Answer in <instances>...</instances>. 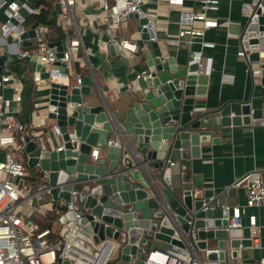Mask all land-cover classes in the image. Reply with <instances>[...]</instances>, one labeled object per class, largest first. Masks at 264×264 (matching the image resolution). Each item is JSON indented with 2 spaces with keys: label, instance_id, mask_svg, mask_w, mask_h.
<instances>
[{
  "label": "water",
  "instance_id": "95a60500",
  "mask_svg": "<svg viewBox=\"0 0 264 264\" xmlns=\"http://www.w3.org/2000/svg\"><path fill=\"white\" fill-rule=\"evenodd\" d=\"M132 15L140 37L148 41L143 51L145 75L129 80L126 97L114 110L103 102L98 92L90 95L92 82L88 74L81 75L76 85L68 78L62 83L48 82L39 108L58 126L61 139L65 140L66 131L73 129L79 140L77 151L70 150L66 140L61 148L54 149L56 143L48 131L50 143L43 148L25 137V164L36 166L37 173L46 171L51 199L65 202L69 200V191H75V201L86 207L75 221L93 241H115L119 230L123 232V240L113 246L117 250L115 264H133L141 255L145 236L149 237V248L153 247V241L182 245L171 233L174 230L184 234L188 228L195 232L197 249L207 246L206 238H215L218 251L204 254L206 259L219 260L222 264H253L251 258L239 263L233 261L236 249L250 244L243 229H224L225 211L219 205L201 208L211 194L209 189L194 193L183 187L179 178L169 184L167 160H175L177 164L188 156H197L199 141L210 138L205 130L264 123V101L258 107H251L246 101L227 99L205 110L194 96L203 93L207 75L195 71L194 62H175L166 49H161L154 39H148V31L141 25L146 23L145 17ZM125 17L127 14L120 19ZM257 20L263 22L264 16L258 15ZM34 25L35 21L18 36L0 34V70L17 59L33 60L34 67H39L35 55H21L17 48L19 39L24 44L27 36H33ZM244 28L241 43L253 48L257 39L245 37L253 35L255 24L247 23ZM257 29L258 35L264 34V27ZM9 42L14 43V49L6 47ZM53 42L58 44L62 40ZM107 48L110 54L120 50L117 42L108 44ZM246 57L253 62L257 52L250 50ZM40 76L45 77V71ZM258 80L264 85V64H260ZM215 138L211 137L210 141H216ZM91 147L98 151L94 159L89 156ZM146 163H149L148 172H143ZM226 212L230 214L231 209ZM62 218L72 219L71 212L65 211L59 216ZM226 247L232 261L224 260Z\"/></svg>",
  "mask_w": 264,
  "mask_h": 264
},
{
  "label": "built area",
  "instance_id": "2783aa9c",
  "mask_svg": "<svg viewBox=\"0 0 264 264\" xmlns=\"http://www.w3.org/2000/svg\"><path fill=\"white\" fill-rule=\"evenodd\" d=\"M148 1L153 6L143 8V3ZM160 1L177 10V28L173 34L164 37V42L176 44L185 37L188 41L197 43V47H191L186 63H196L195 71L208 75L211 57L203 54L201 49L211 47L213 42L203 38V33L209 27H216L218 24H227L228 22L226 18L219 21L213 14H209L218 8V0H194L197 4L196 9L184 5V0H98L99 11L86 15L85 19L79 18L81 22L77 20L76 23L71 8L79 9L78 0H51L58 6V24L64 31L65 37L58 44H49L48 39L44 36L46 27L39 23L34 25L32 28L34 48L18 50L21 55L30 56L33 54L37 57L39 67L30 71V80L36 87L42 80H45L46 86L50 81L62 83L67 80L69 65L72 64L73 56L81 44L79 25L91 26L94 24L95 26L97 23L101 25V31L105 35L102 42L104 45L117 42L119 52L123 54L133 52L136 47L134 42L119 36L116 40L113 39V36L116 35L114 29L118 21L121 20L120 16L126 14L127 16L128 14L144 16L146 23L141 25L145 26L148 31L153 27L156 5ZM239 9L245 14L242 30L237 36L239 48L236 49L235 54L245 59L249 74L251 77H255L259 74L260 64H264V34H257V27H264V21L258 22L257 20L258 15L264 16V0L243 1L240 3ZM21 10L31 13L35 12L36 8L28 5L25 0H0V12L4 16L0 21L2 36L8 34L18 36L23 30L21 23L24 16L21 14ZM250 22L255 24L253 35L245 38L254 37L257 39L253 48L243 46L241 43L243 39L241 35L246 32L244 27ZM69 26H72L70 30ZM153 38L148 35V39ZM57 45L59 46L58 50L55 49ZM250 50L257 52L253 65L246 57ZM42 70L46 73L45 77L40 76ZM24 73L23 71L19 73L0 72V85L7 86L10 91L9 96L6 97L0 94V264H64V260L66 264H105V257L113 246H116V242L109 241V239L95 242L89 234L81 230L75 220L83 215L86 207L75 201L73 189L69 191V200L61 203V210H57L55 205L52 208L59 216L63 215L65 211H70L72 219H58L55 229L38 226L35 221L30 219L32 208L27 205L33 199L38 201L42 191L48 192L46 171H40L36 179H28L29 174L25 171L20 159L11 157L5 150L7 147H11L13 150L24 153L25 156L23 150L25 137L39 148L45 146V143L40 139V134L35 130L36 127L45 125L44 117L38 116L34 120L29 119L26 123L20 122L15 117H8L11 114L14 116V113L21 109L22 80L27 77ZM145 73L144 68L134 70L131 80L145 75ZM80 76L76 71L73 72L72 82L74 85L79 83ZM48 131L51 132L55 140L54 149L61 148L62 143L66 140L70 144L69 149L77 151L79 140L73 129L66 131V139L63 140L60 138L58 126L53 122L45 131L49 144ZM55 137H58V140ZM96 153L97 148L91 147L89 156L94 159ZM71 157L75 158L73 155ZM230 185L242 187L244 199L239 204L224 202L219 204L225 211L223 215L226 221L224 229L241 228L240 215L245 212L246 207H264V165L243 172L233 179ZM208 201L202 202V209L206 206H213L210 203V198ZM228 208L231 209L230 214L226 212ZM92 216L94 217V215ZM246 219L247 237L251 243L256 244L258 227L255 216L253 213H248ZM187 223H190V220H187ZM171 235L180 239L182 245L161 242L159 246L148 248L140 258L139 264H204L200 255L210 251L216 254L218 251L217 247L195 248L194 243L197 237L192 228H188L184 234L173 230ZM123 236V232L119 230L118 239L120 241L123 240ZM105 244L108 246L107 251H104ZM252 263L264 264V256H258L252 260Z\"/></svg>",
  "mask_w": 264,
  "mask_h": 264
},
{
  "label": "crops",
  "instance_id": "0c3cea01",
  "mask_svg": "<svg viewBox=\"0 0 264 264\" xmlns=\"http://www.w3.org/2000/svg\"><path fill=\"white\" fill-rule=\"evenodd\" d=\"M28 5L36 8L31 4L32 0H25ZM218 8L216 11L209 12L213 14L219 21L227 19V24H218L216 27H209L205 29L203 38L213 42L211 47H203L201 50L203 54L211 57L210 69L207 75L205 85H203V93L197 94L194 97L198 100L199 105L207 110L219 104L223 100L233 99L238 101H246L251 107H258L264 98L262 96L261 88L264 86L259 83L258 76L251 77L248 71V64L245 59L235 54L236 49L239 48L237 36L242 30L244 22V14L239 9V5L247 0H218ZM79 9L71 8L73 19L75 23L79 18L85 19L86 15L99 11L98 0H78ZM184 5L191 6L193 9L197 8L196 1L184 0ZM153 4L148 1L143 3V8L151 7ZM58 6L51 2L49 10V24H43L45 28L44 36L49 42L59 41L65 37L64 31L60 28L57 18ZM21 14L25 16L24 10ZM3 14L0 12V21L3 20ZM126 18H135L133 15ZM177 10L175 7L166 5L160 1L156 5V15L153 27L148 29V35L153 36L157 45L161 49H166V54L173 56L175 62L181 63L186 61L191 47H197L194 41H188L185 37L179 40L176 44H167L164 42V37L173 34L177 28L176 23ZM81 22V21H80ZM32 23V22H31ZM23 29H27L29 25L21 23ZM61 30H59L58 29ZM72 26H69L70 30ZM81 44L79 45L76 54L72 60V76L76 71L79 75L88 74L91 82L94 85L96 92L99 93L103 102L111 109H118L122 100L126 97L128 82L132 77L134 70L143 68V51L147 49L148 41L142 39L139 34V26L137 30L129 32L128 39L135 43V50L133 52H117L110 54L108 48L104 43V33L101 31V25L95 23L91 26H80ZM94 28V29H93ZM121 28H115L114 34L121 38ZM127 39V38H126ZM24 44L22 40H18V50L34 48V39L26 37ZM8 49H14V43L6 44ZM25 62V60H22ZM31 61L33 68L34 61ZM26 61V62H28ZM82 63V69L79 63ZM31 69V70H32ZM30 70V71H31ZM19 73L22 70L12 71L2 67L0 72ZM24 72V71H23ZM28 78L29 73H24ZM32 92V111L29 119H36L38 116L45 118V125H40L35 128L36 132L40 134L41 141L48 145L45 131L53 123V119L45 116V110L39 108L43 103L46 83L45 80L40 81L39 86H34ZM0 94L9 96L10 91L7 86L0 85ZM94 96V95H92ZM94 101L96 100L95 97ZM14 117L13 114L8 116ZM208 137H217L216 141H210V138L205 141H199V151L197 156H188L184 160H179L176 164L175 160H167L169 171L167 172V182L170 184L176 183L179 178L183 187L190 189L192 192L201 194L202 189H209L211 194V204L228 203L239 204L243 202L244 191L240 186H231L233 179L241 175L243 172L264 165V123L238 124L217 126L209 130ZM58 140V137H55ZM98 156V151L96 153ZM133 162V161H132ZM145 167V168H144ZM149 163L142 166L143 172H148ZM29 175L30 173L25 170ZM136 172H139L138 170ZM146 174V173H145ZM140 177L143 176L140 174ZM61 203L55 204L57 210H61ZM53 205L49 209L44 204H37L33 209L35 211L34 221L38 226H48L51 228L53 220L58 224L59 214L54 211ZM253 213L255 222L258 227V235L256 237V244L251 243L249 246L238 247L236 250V258L233 261H241L244 258H251L255 260L258 256H264V207L251 206L246 207L245 212L240 215L241 228L246 231V215ZM41 216H46V220H42ZM52 229V228H51ZM206 241V240H205ZM160 241H153V246H159ZM164 245V244H163ZM107 244L104 245V251H107ZM206 247H216L215 244ZM225 249L227 257H225ZM224 249V260L232 261L230 258V250L228 247ZM247 250V253H242L238 256V251ZM114 250L112 248L105 261H107L110 253ZM203 257L200 259L204 264H215L221 262L219 260L206 261Z\"/></svg>",
  "mask_w": 264,
  "mask_h": 264
},
{
  "label": "rangeland",
  "instance_id": "374dc122",
  "mask_svg": "<svg viewBox=\"0 0 264 264\" xmlns=\"http://www.w3.org/2000/svg\"><path fill=\"white\" fill-rule=\"evenodd\" d=\"M241 14H245L244 12H242ZM137 22H136V19L135 18H132V19H129V18H124V19H121L118 21L117 23V28H121L122 29V35L125 36V38L130 39L129 37V32L132 31V30H137ZM23 59H17V60H14L10 63H8L5 68L9 69V70H12V71H18V70H22L24 71L25 73H29L30 70L32 69L33 65L31 63V61L29 62H23L22 61ZM252 65H253V62H251ZM250 63V64H251ZM79 66L80 68L82 69V63L80 62L79 63ZM72 74V67L71 65H69V68H68V81L71 82L72 81V78H71V75ZM257 77V76H255ZM94 92H96V89L94 87V85L91 83L90 84V95H94ZM48 144V143H47ZM7 152H9V154L11 155V157L13 158H16V159H20L23 167L25 170H27L30 175L32 176V179H33V176L37 175V172H38V169L36 166H27L25 164V156H24V153H20L19 151L17 150H13V148L11 147H7L5 149ZM57 202H62L60 199L58 198H55V199H51V196L48 192H44L42 191L41 194H40V199L38 201H35V199H33L29 205L27 206H30L32 208V214L30 216V219L34 221L35 219V211L33 210L37 204H44L45 206H47L49 209L51 208L52 205H55L57 204ZM42 220H46V216H41ZM36 220V219H35ZM51 228L52 229H55L57 227V223L55 220H53L51 223ZM243 234H246V231L243 230ZM145 242L141 245L142 247V251L141 252V255L140 257L138 256V258H136L134 260V263L133 264H139L140 263V258L142 257V255H144L145 251L149 248V245H150V242H149V237L148 236H145ZM205 243L206 245L208 246H211V245H214L215 244V238L213 237H209V238H206L205 239ZM115 242H117L118 244H120L119 242V239L117 238L115 240ZM242 253H247V250H242L240 249L238 251V256L242 255ZM116 255H117V250H113L111 253H110V256L108 257L107 261L105 264H115V261H116ZM200 257L202 258L203 256L200 255ZM225 257H227V253H226V249H225ZM215 264H222V262H216Z\"/></svg>",
  "mask_w": 264,
  "mask_h": 264
},
{
  "label": "trees",
  "instance_id": "16d2710c",
  "mask_svg": "<svg viewBox=\"0 0 264 264\" xmlns=\"http://www.w3.org/2000/svg\"><path fill=\"white\" fill-rule=\"evenodd\" d=\"M31 4L37 7V11L26 14L22 20V23H24V25H29L31 22L35 21L36 23L50 26L48 15L51 8V0H32ZM33 85L34 84L30 80V77L22 80V87L20 92L21 109L20 111L14 113V117L22 123H26L29 120L32 112L33 105L31 98L34 89ZM261 90L262 96L264 98V86L261 88ZM36 177L37 175L33 176L34 179H36ZM28 179L32 180V176L28 175Z\"/></svg>",
  "mask_w": 264,
  "mask_h": 264
}]
</instances>
